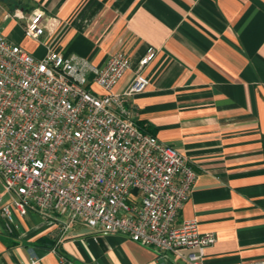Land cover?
<instances>
[{
	"label": "crops",
	"instance_id": "1",
	"mask_svg": "<svg viewBox=\"0 0 264 264\" xmlns=\"http://www.w3.org/2000/svg\"><path fill=\"white\" fill-rule=\"evenodd\" d=\"M35 8L45 13L38 40L23 33ZM0 34L34 56L53 49L93 67L116 51L135 61L153 47L147 88L128 107L140 131L196 172L175 226L196 220L215 235L203 264H264V0H0ZM0 190L1 210L10 199ZM49 221L29 212L9 234L0 216V264H188L186 252L164 258L81 222L61 235L63 218Z\"/></svg>",
	"mask_w": 264,
	"mask_h": 264
},
{
	"label": "built area",
	"instance_id": "2",
	"mask_svg": "<svg viewBox=\"0 0 264 264\" xmlns=\"http://www.w3.org/2000/svg\"><path fill=\"white\" fill-rule=\"evenodd\" d=\"M10 16L22 17L17 10ZM44 18L35 8L24 35L38 40ZM154 54L148 47L134 61L116 51L104 66L93 67L53 49L34 56L0 34V183L10 199L0 216L7 233L16 229L14 218L29 212L48 222L57 215L61 235L81 222L95 234L122 235L164 258L186 252L188 264H203L215 235L200 232L196 220L175 226L196 172L130 119L128 100L147 88L144 69ZM129 71L128 88L116 92Z\"/></svg>",
	"mask_w": 264,
	"mask_h": 264
},
{
	"label": "rangeland",
	"instance_id": "3",
	"mask_svg": "<svg viewBox=\"0 0 264 264\" xmlns=\"http://www.w3.org/2000/svg\"><path fill=\"white\" fill-rule=\"evenodd\" d=\"M2 188H3V186H2ZM1 191V190H0ZM3 191H4V189H3Z\"/></svg>",
	"mask_w": 264,
	"mask_h": 264
},
{
	"label": "trees",
	"instance_id": "4",
	"mask_svg": "<svg viewBox=\"0 0 264 264\" xmlns=\"http://www.w3.org/2000/svg\"><path fill=\"white\" fill-rule=\"evenodd\" d=\"M150 135H152V134H150Z\"/></svg>",
	"mask_w": 264,
	"mask_h": 264
}]
</instances>
